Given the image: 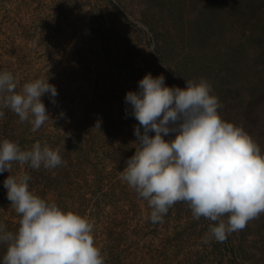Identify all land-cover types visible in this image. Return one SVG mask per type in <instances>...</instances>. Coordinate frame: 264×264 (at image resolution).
<instances>
[{
  "label": "rangeland",
  "instance_id": "374dc122",
  "mask_svg": "<svg viewBox=\"0 0 264 264\" xmlns=\"http://www.w3.org/2000/svg\"><path fill=\"white\" fill-rule=\"evenodd\" d=\"M250 15L236 0H0V72L17 92L48 79L58 93L41 97L51 120L35 132L0 108V141L47 144L63 161L38 170L13 162L0 173V225L18 230L3 182L27 174L31 193L93 224L105 264H264V213L219 242L213 222L194 219L185 202L152 222L148 201L120 178L138 126L124 98L148 73L182 89L206 80L221 118L264 154V33L252 37ZM6 250L0 243V264Z\"/></svg>",
  "mask_w": 264,
  "mask_h": 264
},
{
  "label": "clouds",
  "instance_id": "9594fccd",
  "mask_svg": "<svg viewBox=\"0 0 264 264\" xmlns=\"http://www.w3.org/2000/svg\"><path fill=\"white\" fill-rule=\"evenodd\" d=\"M185 82L183 89L168 87L163 75L148 73L138 91L126 93L138 126L134 155L120 178L148 201L152 222H162L175 203L185 202L194 219L213 222L210 237L222 242L264 213V154L242 127L221 118L219 99L210 94L206 80ZM16 87L10 72H0V108L13 111L35 132L51 120L41 97L48 93L54 98L56 87L48 79L27 82L20 92ZM170 134L174 138L166 140ZM59 152L40 142L23 150L4 139L0 173H10L13 162L54 169L63 163ZM29 180L27 174H9L3 182L7 199L21 216L15 233L0 225V243L7 244L3 264H105L94 244L93 224L31 193Z\"/></svg>",
  "mask_w": 264,
  "mask_h": 264
},
{
  "label": "trees",
  "instance_id": "16d2710c",
  "mask_svg": "<svg viewBox=\"0 0 264 264\" xmlns=\"http://www.w3.org/2000/svg\"><path fill=\"white\" fill-rule=\"evenodd\" d=\"M236 7L242 12H249L251 14L250 19H251L252 37L259 38L258 36L263 35L264 33V9H263L264 0H236ZM262 37H264V35ZM53 179L58 180L59 175H53ZM63 204L65 206V202H63ZM20 219L21 217L19 218V220ZM6 230L11 232L10 227L6 228Z\"/></svg>",
  "mask_w": 264,
  "mask_h": 264
}]
</instances>
